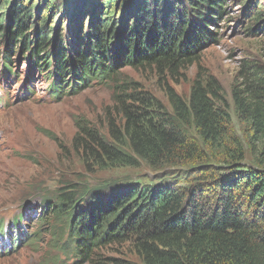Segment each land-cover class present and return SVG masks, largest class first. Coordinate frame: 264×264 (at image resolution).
Returning <instances> with one entry per match:
<instances>
[{"label":"trees","instance_id":"trees-1","mask_svg":"<svg viewBox=\"0 0 264 264\" xmlns=\"http://www.w3.org/2000/svg\"><path fill=\"white\" fill-rule=\"evenodd\" d=\"M61 1L53 2L40 20L27 10L30 0H12L7 8L0 7L1 79L15 75L11 53L16 48L18 60L25 58L30 68L51 78L46 93L55 102L77 95L91 83L113 82L123 66H153L173 75L180 64L195 57V49H202L201 41L217 42L209 28L225 15L227 0H113V7H118L114 25L102 20L100 12L96 23L88 21L85 35L74 33L71 38L62 36L60 22L70 14L72 20L82 18L94 4L98 10L103 0H63L64 17L55 29L45 30L52 16L55 23L59 18ZM193 21L189 40L181 46L175 30L189 32ZM73 25L80 28L78 22ZM251 29L247 31L257 26ZM248 73L243 89L233 92V106L249 125L251 144H260L264 157V68ZM205 87L196 80L186 101L170 96V115L123 110L125 139L133 157L115 145L100 146L107 160L134 168L136 160L142 161L151 175L127 178L112 188H65L38 197L41 211L51 207L49 217L60 219L65 227L59 257L72 264H264V167L243 164V149L231 135L230 114L208 98L210 92L217 97L214 89L219 86L212 81ZM132 96L118 93L116 99ZM150 104L151 99L142 98L135 106ZM215 143L223 153L214 163L204 162ZM84 148L91 152L88 144ZM259 163L264 165L261 159ZM111 209L115 211L109 214ZM23 221L24 214L10 221L9 226L17 228L16 238L12 227L0 224V237L13 238L12 251L37 240L22 233ZM110 245L130 247L136 259L95 258ZM5 252L0 250V256Z\"/></svg>","mask_w":264,"mask_h":264},{"label":"rangeland","instance_id":"rangeland-1","mask_svg":"<svg viewBox=\"0 0 264 264\" xmlns=\"http://www.w3.org/2000/svg\"><path fill=\"white\" fill-rule=\"evenodd\" d=\"M106 1L101 2L98 10L95 4L92 11L86 8L87 13L76 20H72L70 16L73 15L69 13L60 22L62 36L85 35L88 21L96 23L100 12L102 20L111 21L114 25L118 7H113V0ZM53 2L56 0H30L27 10L33 19L40 20L46 16V9ZM4 4L7 3H0V7ZM63 5L62 0L57 14L59 18L55 23L52 16L50 25H43L45 30L55 29L64 17ZM0 11L3 10L0 8ZM223 15L216 28L209 29L216 35L217 43L211 38L201 41L199 47L202 49L198 52L195 49V57L180 64L173 75L153 66L134 69L123 66L112 83L86 88L58 102L48 100L46 92L50 79L46 80L37 68L30 69L25 58L18 60L14 48L11 73L15 75L0 79V100H3L0 105V221L8 227L13 217L23 213L24 230L35 235L37 240L32 246H19L15 251H8L11 239L5 238L2 249L5 248L7 254L0 258V264H59L58 260L64 258L57 255L58 243L66 239V231L60 219L49 218L51 207L49 211H41L38 197L65 188L77 191L102 185L112 188L113 184L127 178L151 175L142 161L136 160L137 167L134 168L107 160L100 146L115 145L117 150L133 157L125 139L123 110L144 109L150 114L156 110L159 115H170L169 97L186 101L196 80L206 86L205 89L212 81L219 86L218 90L214 89L217 97L210 92L208 98L218 102L215 107L230 114L231 135L243 149V164L246 167H264L259 163L260 159L264 162V157L260 156L261 145L251 144L249 125L239 119L233 106V92L243 89L248 72L253 68H264V31L259 30H264V0H227ZM75 22L80 28H74ZM194 22H191L189 32H183L181 27L175 30L181 46L189 40ZM254 24L257 30L247 31L248 28L254 30ZM80 48L81 42L78 41L76 49ZM25 87L28 92L23 96ZM118 93H132L133 96L118 101ZM142 98L151 99L150 108L135 106ZM85 144L89 145L91 152L84 148ZM207 151L206 163H214V158L223 153L218 143L210 145ZM95 153L101 157L96 158ZM130 206V209L135 207L133 204ZM114 211L111 209L109 214ZM99 255L136 259L126 245L120 248L110 245L94 254L95 258Z\"/></svg>","mask_w":264,"mask_h":264}]
</instances>
